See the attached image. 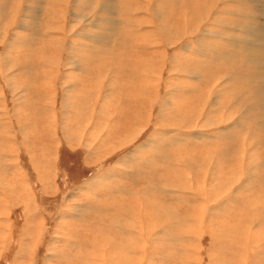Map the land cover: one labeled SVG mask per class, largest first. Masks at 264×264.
Masks as SVG:
<instances>
[{
    "label": "rangeland",
    "instance_id": "374dc122",
    "mask_svg": "<svg viewBox=\"0 0 264 264\" xmlns=\"http://www.w3.org/2000/svg\"><path fill=\"white\" fill-rule=\"evenodd\" d=\"M38 1L0 0V264H264V0Z\"/></svg>",
    "mask_w": 264,
    "mask_h": 264
},
{
    "label": "bare ground",
    "instance_id": "6f19581e",
    "mask_svg": "<svg viewBox=\"0 0 264 264\" xmlns=\"http://www.w3.org/2000/svg\"><path fill=\"white\" fill-rule=\"evenodd\" d=\"M5 1H7V0H5ZM26 1V3L27 2H31L33 5H31L30 6V8L28 7L27 8V12L28 13H30L31 11H33L34 9H36V5L34 4V0H25ZM40 1V0H39ZM38 1V2H39ZM64 1V0H63ZM80 1V0H79ZM93 1V0H92ZM105 1V0H104ZM37 2V3H38ZM78 2V1H77ZM69 3V2H68ZM104 3V2H103ZM109 3V2H108ZM107 5V4H106ZM162 5V4H161ZM3 7V6H2ZM100 8H98V12H97V15H96V17H95V20H94V22L95 23H93V27L92 28H96V27H99V25H100V23H99V21H100V18H101V14H100V12L104 15V9H103V7L102 6H99ZM102 7V8H101ZM161 7V6H160ZM154 8V7H153ZM191 8H193V7H191ZM224 9V8H223ZM77 10H80V9H78L77 8ZM107 10V9H106ZM69 11V10H68ZM67 12V11H66ZM80 12V11H79ZM160 12H161V9H159L158 7H156V10H154V15H155V18H156V21H157V27L158 28H160V30H161V32L162 33H164V30L165 29H167V25H164V23L162 24V28H161V26H159V23H160V15L162 16V14H160ZM2 13V12H1ZM24 13H26L25 11H24ZM27 13V14H28ZM108 13V12H107ZM79 14V13H78ZM175 15V14H174ZM1 16H3V15H1ZM29 16H30V14H29ZM95 16V15H94ZM73 17V16H72ZM80 17V16H79ZM106 17V16H105ZM31 18V17H30ZM169 18V17H168ZM201 18V17H200ZM25 19H26V17H25ZM77 19V18H76ZM216 21V19H214L213 20V22H215ZM221 21V20H220ZM27 22V21H26ZM197 22V21H196ZM101 23H103V22H101ZM134 23V22H133ZM154 23V22H153ZM39 24V23H38ZM167 24V23H166ZM192 24V23H191ZM190 24V25H191ZM212 24V23H211ZM214 24H216V23H214ZM26 25V24H25ZM86 25V24H85ZM83 26L82 28H80L79 30L80 31H83V33H81L82 35H88L87 33H90L91 31H93L92 30V28H90L89 26L88 27H86V26ZM89 25V24H88ZM204 25V24H203ZM24 26V25H23ZM36 26V25H35ZM27 28V27H26ZM79 28V27H78ZM155 28V27H154ZM153 28V29H154ZM179 28V27H178ZM205 29V28H204ZM210 29V28H209ZM200 30V29H199ZM76 32V31H75ZM93 32H95V31H93ZM208 32V30H207V28H206V30H204L203 31V33H207ZM211 31H209V33H210ZM218 32V31H217ZM213 33H214V31H213ZM222 33V32H221ZM244 33V32H243ZM78 35H79V33H78ZM88 36H90V35H88ZM220 36V35H219ZM201 37H202V35H201ZM256 37V36H255ZM65 38V37H64ZM203 38V41H204V44L206 43V44H208V40H210V39H207V38H204V37H202ZM66 39V38H65ZM165 39H167V38H165ZM174 40V39H173ZM156 41H157V39H156ZM159 41V40H158ZM198 44H197V46L198 47H196L197 49L198 48H200L199 46L200 45H202V43H203V41H201V39L199 38L198 40ZM211 41V40H210ZM189 42V41H188ZM29 43V42H28ZM79 44V43H78ZM82 44V43H81ZM81 44H79V46H81ZM187 44V43H186ZM186 44H184V46L186 47V46H188V45H186ZM215 44V43H214ZM183 45V44H182ZM212 45V44H211ZM77 46V45H76ZM85 46V45H84ZM157 46V45H156ZM161 46V45H160ZM205 46V45H204ZM75 48V47H74ZM201 49V48H200ZM81 50V49H80ZM60 51V50H59ZM58 51V52H59ZM76 51V50H75ZM162 51V50H161ZM73 53V52H72ZM164 53V52H163ZM205 53V52H204ZM6 56V55H5ZM18 56H20V55H18ZM16 57V56H15ZM21 57V56H20ZM57 58V57H56ZM14 61H15V59H13ZM72 60H74V59H72ZM2 61V60H1ZM9 62V61H8ZM25 62V61H24ZM159 64L161 65V67L162 66H164V61L163 60H161V63L159 62ZM75 65V64H74ZM78 67H79V64H78ZM77 67V68H78ZM79 69V68H78ZM129 71L131 72V73H127V79L131 82L132 81V79H133V81H134V78L135 79H137V78H139L137 75H136V73H134L133 71V69H129ZM134 74H133V73ZM78 77V76H77ZM76 80V79H75ZM86 80V79H85ZM132 81V82H133ZM137 81V80H136ZM76 83V82H75ZM127 85V84H126ZM141 85V84H140ZM128 86V85H127ZM130 91V86H129V88H128V92ZM133 92H131L130 94H134L135 96H136V94H137V91L136 90H132ZM131 96V95H130ZM137 97V96H136ZM131 98H133L132 96H131ZM130 100H132V99H130ZM67 104V103H66ZM133 104V103H132ZM141 106V105H140ZM123 110H124V107L122 108V112H123ZM132 112H134V111H131V113ZM130 113V114H131ZM132 114H135V112L134 113H132ZM125 115V114H124ZM126 117V116H125ZM115 124H118V123H115ZM56 126V125H55ZM119 126V125H118ZM111 128H113V127H111ZM67 130V129H66ZM70 132V131H69ZM68 132V133H69ZM175 133V132H174ZM199 134V133H198ZM65 136H67V134L65 135ZM113 136H114V134H113V131L109 134V136H107V137H109L110 139H113ZM66 138V137H65ZM73 138V137H72ZM70 139V138H69ZM68 139V140H69ZM104 139V138H103ZM71 140V139H70ZM90 145V144H89ZM55 146H56V144H55ZM139 148H141V147H139ZM105 152V151H104ZM108 152H106V153H104V154H107ZM101 154H102V152H101ZM109 173V172H108ZM94 182V181H93ZM211 187V186H210ZM206 191V190H205ZM209 191L211 192V190L209 189ZM15 193H17V192H15ZM26 193V192H25ZM23 194V193H22ZM27 194V193H26ZM26 194H23L22 196L23 197H25V196H27ZM201 194V193H200ZM17 195H19V194H17ZM210 195V194H209ZM208 195V196H209ZM197 196V195H196ZM201 196V195H200ZM210 196H212V195H210ZM17 197H19V196H17ZM205 198V197H204ZM207 198V197H206ZM205 198V199H206ZM20 200V199H19ZM214 200V199H213ZM215 200H216V198H215ZM8 202V201H7ZM216 202V201H215ZM210 204V203H209ZM208 208V207H207ZM210 209H211V207H209ZM133 214V213H132ZM144 214V213H143ZM146 216V214L144 215V217ZM133 217V216H132ZM160 220V219H159ZM148 221V220H147ZM114 224V223H113ZM118 224V223H117ZM112 225V224H111ZM121 225V224H120ZM114 226H115V224H114ZM130 226H132V225H130ZM129 226V227H130ZM159 226V225H158ZM80 231V230H79ZM125 234H126V232H125ZM127 234H129V236L131 235L132 237H134V238H136V239H140V237L137 235V233H133V232H131V230H127ZM154 237V236H153ZM155 239H156V237H154ZM158 238V237H157ZM84 241V240H83ZM82 241V242H83ZM136 242H137V244H138V246H136V248L135 249H138L139 248V246H140V248H139V250L141 251V253H142V255H144L145 253H146V243L144 242V243H142L143 242V240H135ZM95 243H94V245L95 244H97V241L95 240L94 241ZM132 242V241H131ZM119 243H120V240H119ZM130 243V242H129ZM133 243H135V242H133ZM74 244V243H73ZM126 244V243H125ZM81 245V242L78 240V241H76V243H75V245H74V247L76 246V247H79ZM112 245V244H111ZM122 245V244H121ZM116 246H120V244L119 245H116ZM128 246V245H127ZM129 246H130V244H129ZM128 246V247H129ZM120 248H122V247H120ZM119 248V249H120ZM109 250V251H108ZM112 250V249H111ZM109 248H107L106 249V251L108 252H106V255H108V259H106V260H108L109 261V264H117V260H116V257H117V254L116 253H118L117 251L115 252V253H113L112 251H111ZM114 250V249H113ZM123 250V249H122ZM119 251V250H118ZM127 251V250H126ZM125 252V251H124ZM123 252V253H124ZM89 253V251H85V253L83 254V253H81V254H79V258H82L83 260H85V261H82L81 263H83V264H98V262L96 263L94 260V262H88L87 263V254ZM90 254V253H89ZM146 255V254H145ZM89 256V255H88ZM76 257V256H75ZM90 257V256H89ZM104 257V256H103ZM77 258V257H76ZM75 258V259H76ZM66 259H67V257H66ZM102 259V258H101ZM100 259V260H101ZM104 259V258H103ZM105 260V259H104ZM102 262V261H101ZM103 262H105V261H103ZM127 262V263H126ZM130 262V261H129ZM128 262V260H125V259H122V263L123 264H128L129 263ZM130 264V263H129Z\"/></svg>",
    "mask_w": 264,
    "mask_h": 264
}]
</instances>
